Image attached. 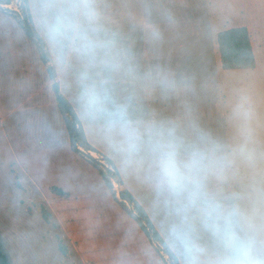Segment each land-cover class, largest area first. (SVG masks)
Masks as SVG:
<instances>
[{
    "label": "rangeland",
    "instance_id": "obj_1",
    "mask_svg": "<svg viewBox=\"0 0 264 264\" xmlns=\"http://www.w3.org/2000/svg\"><path fill=\"white\" fill-rule=\"evenodd\" d=\"M49 2L4 0L0 4V244L3 251L11 264H174L164 246L152 243L120 204L123 201L120 192L129 188L179 264H185L184 255L169 235L170 210L157 200L142 169L136 164L137 169L126 164L100 129L84 117L78 103L84 66L73 60V73H64L55 48L50 52L43 28L44 6ZM146 2L151 5L150 0H95L101 34L114 38L122 54L119 68H105L101 75L107 81L105 86L112 100L126 105L131 118L139 121L145 118L141 114L145 99L157 96L146 95L144 63L139 56L145 46V35H151L150 28L143 24L149 17ZM214 2L216 11L221 13L214 26L210 17L206 16V20L203 15L209 7L206 0L153 2L154 16L163 17L164 25L153 27L152 33L162 35L163 45L175 56L170 62L178 61L183 66L185 83L199 82L200 88L195 93L194 106L177 107V102L187 103L193 96L189 91L176 95L170 86L163 95L169 100V107H153L149 115L155 123L172 124L180 129L193 122L201 126L216 125L217 137L212 139L222 145L226 164L221 175L212 179V186L236 213L237 232L241 236H253L257 248L264 251V0ZM7 3L10 8L4 6ZM240 13L256 17L263 48L254 69L223 70L215 32L235 22ZM199 16L201 20L197 19ZM25 28L33 33L34 41L27 36ZM251 31L254 34L252 28ZM24 49L30 52L34 49L42 63H51L50 68L41 66L36 73L41 101L45 99L38 113L32 111L31 104L22 107L32 92L31 84L16 87L20 79L28 81L33 60L26 54L14 59L11 53H24ZM99 71L89 70L93 75ZM52 76L63 87V95L85 125L89 142L106 154L100 151L94 156L91 153L94 151H73L54 96ZM136 100L141 104L135 106ZM208 113L215 117L213 123L204 118ZM187 115H192V119H181ZM32 116L35 122L30 121ZM199 116L204 121L200 122ZM222 130L230 132L227 140L218 136ZM52 132L55 143L50 142ZM32 139L37 141L35 148L29 143ZM108 156L118 167L113 168L104 159ZM91 158L102 165L111 179V189L92 166ZM123 202L134 212L131 203ZM193 242L202 249L196 264H212L220 252L218 238L209 231L199 230Z\"/></svg>",
    "mask_w": 264,
    "mask_h": 264
},
{
    "label": "clouds",
    "instance_id": "obj_2",
    "mask_svg": "<svg viewBox=\"0 0 264 264\" xmlns=\"http://www.w3.org/2000/svg\"><path fill=\"white\" fill-rule=\"evenodd\" d=\"M43 16L45 34L60 63L68 66L74 60L85 68L78 97L84 117L126 164L142 169L157 200L170 210L169 235L185 264H196L202 252L193 242L199 230L220 241L212 264H264V251L253 236L237 232L236 213L212 186L226 164L222 145L194 122L180 129L135 121L126 105L112 100L101 72L118 69L122 54L114 38L101 34L95 0H50ZM90 69L100 71L93 75Z\"/></svg>",
    "mask_w": 264,
    "mask_h": 264
},
{
    "label": "crops",
    "instance_id": "obj_3",
    "mask_svg": "<svg viewBox=\"0 0 264 264\" xmlns=\"http://www.w3.org/2000/svg\"><path fill=\"white\" fill-rule=\"evenodd\" d=\"M163 1H165V0H150L151 5L148 2H146V6H145V9H146L145 11H146V13H148L149 17L145 18L143 20V24L146 27L150 28V34L151 35H148V36L145 35V37H144L145 38V41H144L145 46H144L143 50H140V55L139 56L143 58V63H144L145 82H146V88H145L146 95L148 97V96L152 95V93H153V94H155L157 96L155 98H151V99L150 98H146L145 99L144 109H142V111H141V114H143L145 116V118H144V121L140 120L143 123L153 122V120H151V117L149 115L150 110L153 107H156V106H159V105L161 107H164V108L166 107V109H167V107H169V105H170L169 100L167 98H164L163 95H164V91L169 90L170 86H171V89L175 91L176 95L185 94L187 91H189L191 93L190 95L193 96L192 101H189L187 103H186V101H183V100H180V102H177L176 103L177 107H183V106H186V105L194 106V96H195V93L196 94L198 93L199 88H200L199 82L196 85H195V83H189V84L185 83V73L183 71L184 70L183 66L178 61L170 62L169 59L170 58H175V56L170 54L168 49H166V45H163V39H162L163 37H162V35L158 36V35H154L152 33L153 30H154L153 27L164 25L163 17L154 16V7H153L154 4H162ZM206 1L208 3L209 7H206V9H208V10L204 9L203 15H204L205 19L207 18L206 16L210 17V19H209L210 24L212 26H214V25H216L219 22L220 18H218V16L220 17L221 13L218 10L216 11V9L214 7L215 6L214 0H206ZM153 2H155V3L153 4ZM32 13H33V15L35 17V15H36L35 12L33 11ZM195 15H197V14H195ZM236 17L237 18H236L235 22L231 23L228 27H226L224 30H221L219 32H222V31H225V30H229V29H232V28H237V27H246L248 29V31H249V34H250L255 60L257 61L258 56L261 54V51H262V48H263V42L260 40V38L258 36V32H257V19H256V17L253 14L244 15L243 13L237 14ZM197 19L201 20L202 17L199 16ZM201 23L202 22L200 21L197 24H201ZM250 27L254 31V34H256V43H254V34L252 33ZM38 28L40 30V26ZM39 32H41V31H39ZM219 32H215V33L218 34ZM40 36L43 37L42 35H40ZM29 44L30 43H28V45ZM48 45H49V48L51 50L50 52L52 53V49L54 47L51 45L50 42H49ZM24 51H25L24 53H21L19 51H13L11 53V57L14 58V59L19 58L21 56V54H26L27 56H31V58L33 60L32 61V68L30 69V74H28V77H29L28 81H25L22 78V79H20L19 82H17V84H16L17 86L16 87L18 89H20V88H24V86L26 84H28L27 82H29L31 84V86L33 88L32 92L28 96L27 100L22 102V107L25 108L26 107L25 105H30L31 104L32 111H36V113H38L39 110L41 109V104L45 102V99L43 98L44 99V100L42 99L43 102L41 101L42 95H41V90H40V88L38 86L39 82L38 83L35 82V81H37V80H35L36 79V73L40 69L41 66L48 68L49 64H51V63L47 62V61L45 63H42L40 61V59H39L40 56L37 54V52L34 49L31 52H30V50H27V49H24ZM49 68H50V66H49ZM64 68H65L64 69V73H70V74L73 73L72 62H71L70 65L64 66ZM49 70H51V69H49ZM51 79L54 81L53 84L55 82H57V81H55V76L53 78H51ZM179 79H181V82H179ZM196 87H197L198 90H196ZM60 91L62 93L63 87H60ZM54 96H55V93H54ZM55 99H56V96H55ZM140 104H141L140 101H137V100L134 103L135 106L136 105H140ZM197 105H200V101L199 100L197 101ZM27 111H30V110L28 109ZM196 112L198 113V111H196ZM204 115H205L204 118H206L207 122H209V123H213L214 122V120H215L214 118L215 117L211 116L210 113L204 114ZM191 116L192 115H187V116H184L181 119L189 120V119H192ZM196 116H198V115H196ZM33 118H35V117L32 116L30 121ZM62 118H63V115H62ZM199 118H200V116H199ZM79 119H80V117H79ZM32 121L35 122L34 119ZM135 121H139V120H135ZM199 121L201 122V121H204V120H201V118H200ZM63 122H64V119H63ZM80 122H81V125L83 126V128L85 130V133H86V127H85V125H83V122H82L81 119H80ZM64 126H65V123H64ZM198 126H199L200 129H202L205 132H207L211 136V138L217 137V133H216V130H215L216 129V125L215 124H213V125L212 124H207V125H203V126L198 124ZM65 129H66V126H65ZM229 134H230V132H228L227 130H222V133L219 134L218 136L227 140L230 137ZM67 135H68V133H67ZM86 136H87V133H86ZM35 137L38 138L39 136L35 135ZM50 137H51L50 142L51 143H55L54 142V139H55V133L54 132H52V135H50ZM69 139H70V137H69ZM87 139H88V136H87ZM88 141H89V139H88ZM29 143L32 146L34 145V148L36 147L35 145H37V141L34 140V139L30 140ZM91 145L95 149H97L98 152L101 151V152L105 153V151L99 149L95 145H93V144H91ZM71 146H72V143H71ZM72 149H73V147H72ZM81 149H83V148L80 147V150ZM45 150L48 151V148L45 147ZM108 158L111 159L109 156H108ZM114 164H115V166H117V164L115 162H114ZM131 168L132 169H137L134 164L131 165ZM120 173H121V171H120ZM121 175H122V173H121ZM127 190H129L133 194L135 199L137 200V197L131 191V189L128 188Z\"/></svg>",
    "mask_w": 264,
    "mask_h": 264
},
{
    "label": "trees",
    "instance_id": "obj_4",
    "mask_svg": "<svg viewBox=\"0 0 264 264\" xmlns=\"http://www.w3.org/2000/svg\"><path fill=\"white\" fill-rule=\"evenodd\" d=\"M3 1L4 0H0V4ZM25 31L27 36L34 41L35 38L33 33L28 28H25ZM217 43L219 47L221 67L223 70H251L256 67V60L252 48L251 38L246 27H237L219 32L217 34ZM53 91L55 93L60 112L63 115L66 131L70 137L73 150L75 152L82 153V151L80 150L81 147L86 151L98 152L89 143L85 130L81 125L78 114L74 110L73 106L69 103V101L65 98V96L61 93L58 82H55L53 84ZM104 159L107 160V162L111 164L113 168L115 167V164L111 159H109L108 157H104ZM90 160L94 168L102 176L104 182L106 183V186L111 189V179L104 172L102 165L95 161V159L91 158ZM114 197L115 200L118 201V198L115 195ZM120 197L123 201L126 200L133 205L135 213L133 211H129L123 201L120 202L124 209H126L127 212L136 220L141 230L150 239V241L152 243L154 241L161 243L170 257L174 260V264H179L175 254L167 246L161 234L155 228L147 212L145 211L143 206L135 199L133 194L129 190L124 189L120 192ZM44 217L47 218V215H44ZM0 264H11L8 255L3 251L1 244Z\"/></svg>",
    "mask_w": 264,
    "mask_h": 264
},
{
    "label": "bare ground",
    "instance_id": "obj_5",
    "mask_svg": "<svg viewBox=\"0 0 264 264\" xmlns=\"http://www.w3.org/2000/svg\"><path fill=\"white\" fill-rule=\"evenodd\" d=\"M92 155L96 156V153L95 152H91ZM115 185L118 186V183L115 181Z\"/></svg>",
    "mask_w": 264,
    "mask_h": 264
},
{
    "label": "built area",
    "instance_id": "obj_6",
    "mask_svg": "<svg viewBox=\"0 0 264 264\" xmlns=\"http://www.w3.org/2000/svg\"><path fill=\"white\" fill-rule=\"evenodd\" d=\"M4 6H6L7 8H10V7H9L10 5H9L8 3H7L6 5H4ZM15 11H16V12H19L18 9H15Z\"/></svg>",
    "mask_w": 264,
    "mask_h": 264
},
{
    "label": "water",
    "instance_id": "obj_7",
    "mask_svg": "<svg viewBox=\"0 0 264 264\" xmlns=\"http://www.w3.org/2000/svg\"><path fill=\"white\" fill-rule=\"evenodd\" d=\"M82 150V149H81Z\"/></svg>",
    "mask_w": 264,
    "mask_h": 264
}]
</instances>
